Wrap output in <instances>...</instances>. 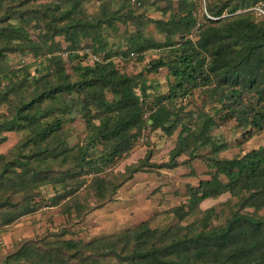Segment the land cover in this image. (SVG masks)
<instances>
[{
    "label": "trees",
    "instance_id": "trees-1",
    "mask_svg": "<svg viewBox=\"0 0 264 264\" xmlns=\"http://www.w3.org/2000/svg\"><path fill=\"white\" fill-rule=\"evenodd\" d=\"M85 1L0 0V107L7 108L0 113V145L8 133L21 134L0 154V235L43 207H59L63 217L57 224L51 216L42 235L15 239L0 264H264V215H259L264 212V147L221 158L226 145L212 134L219 125L216 116L235 120L245 134L264 129V19L239 13L235 0H217L210 12L219 19L207 18L194 40L189 37L196 23L194 4L180 0L187 15L159 23L165 42H149L142 32L130 36L135 51L126 53L128 60L144 59L142 51L150 43L161 51L148 63L149 70L167 68L176 78L153 108L144 75L124 73L108 57L84 65V58L75 62L57 53L56 37L62 35L72 49L92 38L93 53L121 54L106 33L120 20L121 10L108 12V5L90 17ZM109 1L141 8L149 0L140 6L132 0ZM226 11L229 16L222 17ZM33 27L43 33L39 45L31 38ZM10 53L32 54L35 71L32 64L14 69ZM195 89L207 97L214 114L177 107V98L192 96ZM75 111L85 122V136L72 145L65 125L74 121ZM179 126L168 168L199 159L211 178L189 187L185 202L163 212L168 221L161 226L153 225L157 215L115 234L75 238L74 228L112 203L135 173L162 172V166L150 163V155L124 172L115 171L118 160L149 141L143 138L147 129L172 134ZM181 155L186 159L179 164ZM48 187L53 195L43 196ZM226 193L231 195L227 209L201 208L202 202Z\"/></svg>",
    "mask_w": 264,
    "mask_h": 264
},
{
    "label": "rangeland",
    "instance_id": "rangeland-1",
    "mask_svg": "<svg viewBox=\"0 0 264 264\" xmlns=\"http://www.w3.org/2000/svg\"><path fill=\"white\" fill-rule=\"evenodd\" d=\"M51 1H53V3L56 5L57 0H51ZM179 1L180 0H149L147 4L141 8H138L130 3H125L121 7L119 1L116 3H114V1H109V0L85 1L86 12L90 17L96 16L100 12L102 13V11H105L103 7H108V5H110L108 7V12H110V10L112 9L121 10V12L119 13L120 20L114 21L113 27L107 26L106 28V33H110L108 34L109 43L111 44V46L121 47L122 50L121 54L109 57L107 52H103L101 55L106 58L108 57L109 60L111 59L114 60L113 62L124 73H131L134 75L145 76L147 81L146 83L149 87L148 93L150 95L148 102L151 104L153 108H156L158 105L159 95L162 94V96L165 95L167 96L169 94V88L171 87L170 84L176 83L175 82L176 78L173 75H170L167 68H161L157 72L149 70L148 63L152 59H158V57L160 56L159 51H161L158 48H153L149 46L150 43H147L145 45V47L147 48L144 51H142L144 53L146 52V57H144V59L138 58V59L128 60L126 53H129L130 51H135L134 47L130 45L129 37L134 36L139 32H142L143 38L148 41L150 40L151 42L154 43L165 42L166 34L160 29L159 23L170 21L174 17L177 18V16L180 14L187 15L186 10L180 7L181 3ZM190 1L192 2H189L190 4H188V7L194 4L192 9H193V14L195 15L196 18V23H195V27L193 28L192 34L189 37L196 40L195 37L199 33L198 24H200L199 28H201L204 23H208V20H206L207 18L211 19L209 16L213 17L210 12V6L212 4H216L217 0H190ZM235 1H236L235 4L238 2L240 4L241 9L239 13H249L256 21L263 19L256 13L255 10L252 9L256 8L258 5L262 6V8L264 9V0H235ZM30 4L32 5L33 2H30ZM224 16L225 17L229 16V12L226 11L222 17ZM216 19L219 18H215L212 20H216ZM30 35L36 44L39 45L43 42L41 38L43 33L37 27H33L31 29ZM56 41L60 47V50H58L57 53L63 55L66 59H69L70 57L75 62L79 61L80 59L82 60L84 58L83 64L87 63L85 57L82 55V52L86 48L92 50L91 48V45L93 47L92 38H90L89 40H84L82 42L83 43L82 46H79L78 48H74V49L71 48V44L67 41L65 36L62 35L57 36ZM48 47H50L49 44ZM43 48L46 51L45 45L43 46ZM8 59L10 60V64L14 69L28 64H32V72H34L36 69V65H37L35 63L36 58L32 54L23 56L20 53H10L8 54ZM67 68L69 73L71 74L72 73L71 65H69ZM136 91L138 94H141V91H139V89H137ZM108 96L109 98H111L112 97L111 93L108 94ZM164 103H167V101H164ZM177 103H178L177 107L185 106L186 112H194L196 114H198V112H212V114H214V110L211 111L212 105L207 103V97L203 93H201L199 89H195L193 91L192 96H188L186 98L178 97ZM6 109L7 108L5 106H1L0 113L5 112ZM70 117L74 121L67 122L65 127L69 131V135H70L69 142L70 144L73 145L78 143L84 138L85 122L76 111L72 112ZM216 119L219 125L212 131L213 137H215L216 140L223 141V143L226 145V149L219 153L218 155L219 157L230 159L233 157L242 156L254 149L264 147V129L254 130L253 133L251 134H245L244 130L237 126V122L235 120H225V119L220 120L218 116H216ZM181 132H182L181 126H179L176 130H174L172 134H167L162 130L147 129V131H145L144 133L145 136L149 138V141L146 144L139 143L138 144L139 147H137L131 155L127 157L124 156L123 159L118 160V163L116 164L115 167L116 172L117 171L124 172L127 166L137 164L142 159L150 155L151 157L150 163L159 167L162 166L161 168L162 172L161 171L150 172L148 170L146 171L140 170L139 172L134 174L133 179L130 182H128L123 188H121V190L126 189L128 184L134 183L139 177L144 178V177H153V175H157L158 177L167 180L169 177L176 176L178 178L184 179L186 185H180L178 187L177 183H175V185H173L172 183L168 184L171 187L169 188V190L171 189L172 191L170 192L167 191L166 194L167 193L172 195L174 194L175 197H172L170 200H168L166 204L161 203L160 205L158 204V202L159 200L162 199L155 197L153 202V200H151V197L155 195V191L153 192L151 191L152 193L151 192L149 193L148 191V196L145 199L151 200L153 204H155V206L153 207H151L152 205L150 207L147 206L148 208L147 207L145 208L147 211L146 213H142V212L138 213L135 216V220L137 224L133 226H127L128 224L126 225L125 218L121 216V213L119 211L118 212L116 211L118 210V207L121 206H118L114 210L112 208L113 211L108 210L107 213L104 215L102 214V212L106 211L109 208L106 209L105 207L101 208L99 209L100 212L99 210L94 211L95 213H91L82 224H78L74 228L73 230L74 234L77 233V235H74L75 238L77 236L78 238H81L85 241H89L95 237L102 236L97 234L98 233L97 229L99 227L103 228L108 225H115L112 228L114 229L113 233H111V234H115L129 228H134L140 225L142 222L153 219V217L157 215L161 217H159V219H157L153 223V225L161 226L165 224L168 221V219L165 216H163V212L170 210L174 207H177L182 202H185L188 197L189 187H196L201 181V179L207 180L211 178V176L207 174L208 171L206 173L204 172L202 177L199 176L196 177L195 176L196 173L194 170L187 172H185L184 170H181L180 172L176 171V174L174 176H170V174L168 173L169 171L171 172L175 170H180L183 167V165L182 166L180 165L178 166V168L169 169L167 166V165H172L170 164L172 151L175 150V148L179 143V136ZM7 136H8L7 141L0 145V154L7 153L16 143L19 142L21 138V134L17 132L8 133ZM205 149L208 151L206 146H202V151H204ZM185 159L186 156L181 155L176 159V161H178V163L181 164L185 161ZM198 161L199 159L189 162H191L190 164L194 165V162H198ZM192 169H196V168H192ZM189 175L191 177H189ZM194 177L196 178V180H193ZM197 178L199 179V181L197 180ZM188 180H193V181H188ZM164 186H167V184H165ZM42 192H43L42 195L46 197H50L53 195V190L51 187L46 188ZM118 196L113 202L117 203V205H120L121 203H119ZM142 196L144 197L145 195ZM126 198H127L126 195L123 194L122 199H126ZM229 199H231V195L226 193L220 196L218 199H210L202 202L201 208L205 210L215 206L219 211L221 209L222 210L227 209L228 205L226 203ZM51 207H53V209L47 211L53 212V215H56L57 213L58 214L57 221L55 219L54 220L57 224H60L63 221V217L59 213L60 208L56 206H51ZM45 208L43 207V209ZM35 215H27L23 217L22 219H20V221L15 223L14 226L28 218L29 220L27 221H29V223L27 225L25 223L22 224L23 232H25V234L31 236L33 233L34 235L37 234L42 235L46 233L45 227L33 228L35 226V223L30 221L32 220L31 218ZM259 215H264V212H261ZM142 219L143 221H141ZM50 231L54 232L53 229ZM34 235L31 237L27 236L17 239H28L34 237ZM0 237L3 239V242L5 243V245L0 246V257H1L2 254L11 250L13 246V241L15 239L13 241H10L9 239L5 238L4 233H2ZM71 237L72 235L66 236V238H71Z\"/></svg>",
    "mask_w": 264,
    "mask_h": 264
},
{
    "label": "crops",
    "instance_id": "crops-1",
    "mask_svg": "<svg viewBox=\"0 0 264 264\" xmlns=\"http://www.w3.org/2000/svg\"><path fill=\"white\" fill-rule=\"evenodd\" d=\"M196 164V165H195ZM190 165V166H189ZM189 165H183L182 169L180 170H175V171H169L168 173L170 174V176H174L177 172H180L181 170H184L185 172L187 171H192L194 170L196 173V177H202V175L204 174V172L206 173L208 171V168L206 166V164L199 160L198 162H194L193 164H189ZM193 166V167H191ZM192 168H196V169H192ZM189 177H191L189 175ZM139 177L134 183H130L127 185L126 189H122L119 193V203H121L120 205H117V203H111L109 205H107L106 211H103L102 214H106L108 210L113 211L115 208H117L118 206V210H116L117 212L119 211L121 213V216H123L125 218V223L127 226H133L136 225L137 222L135 220V216L142 212V213H146V207H153L155 206V204H153L155 197L161 198L162 200H159L158 204L161 205V203H165L170 200L172 197H175L174 194H166L167 191H172L171 189L169 190L170 185L168 184H173L175 185V183H177L178 187L180 185H186V182L184 179L178 178V177H169L167 180H164L163 178L158 177L157 175H153V177H144L141 178ZM193 180H196V178L194 177ZM193 180H188V181H193ZM197 180L199 181V179L197 178ZM166 181V182H165ZM165 184H167V186H164ZM148 191L149 193L152 191H155V195L153 197H151V200H153V202L151 200H146L145 198H147L148 196ZM151 192V193H152ZM126 195V199H122V196ZM142 195H145L144 197ZM176 195V192H175ZM142 196V197H141ZM151 196V195H150ZM141 198V199H140ZM157 199V198H156ZM147 207V208H148ZM113 208V210H112ZM121 208V209H120ZM53 208H49V209H42L41 212L37 213L35 216H33L30 222H34L35 226L33 228H44L47 226V220L52 216L54 217V219L57 221V216L58 214L56 213V215H53V212L47 211ZM120 209V210H119ZM153 210V209H151ZM150 210V211H151ZM44 211V212H43ZM100 212V210H99ZM98 214V213H97ZM28 218L24 221H21L20 223H18L17 225H13L12 227H10L8 230H6L4 232L5 238L9 239L10 241H13L14 239L17 238H21V237H31L34 235V233L29 236L28 234H25V232H23V223H25L26 225L29 223ZM143 221V219L141 220ZM43 225V226H42ZM115 225H108L105 226L103 228L99 227L98 230V235H105V234H111L113 233L112 229ZM108 228V229H107ZM111 231V232H110ZM34 232V231H33ZM100 232V233H99Z\"/></svg>",
    "mask_w": 264,
    "mask_h": 264
},
{
    "label": "built area",
    "instance_id": "built-area-1",
    "mask_svg": "<svg viewBox=\"0 0 264 264\" xmlns=\"http://www.w3.org/2000/svg\"><path fill=\"white\" fill-rule=\"evenodd\" d=\"M133 1V3H136L138 6H140L141 5V3L144 1V0H132ZM252 10H255L256 11V13L260 16V17H262L263 19H264V9L262 8V6H260V5H258L256 8H254V9H252ZM209 16V15H208ZM211 19H215V17H211V16H209ZM200 24H198V31H200ZM82 55L84 56V57H86V61L87 62H90V63H93V62H96V61H102L103 59H104V57L103 56H100V55H97V54H95V53H93L91 50H89V49H84V51L82 52ZM133 56H134V54H132ZM145 133H144V135H143V138L145 139ZM143 139V140H144ZM0 243L2 244V245H5V243L3 242V239L0 237Z\"/></svg>",
    "mask_w": 264,
    "mask_h": 264
}]
</instances>
